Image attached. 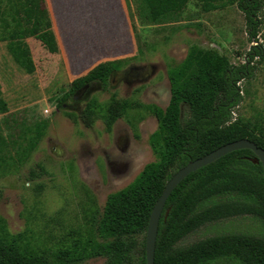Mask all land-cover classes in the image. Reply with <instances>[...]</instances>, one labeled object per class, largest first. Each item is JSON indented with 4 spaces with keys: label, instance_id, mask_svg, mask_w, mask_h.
Returning a JSON list of instances; mask_svg holds the SVG:
<instances>
[{
    "label": "trees",
    "instance_id": "trees-1",
    "mask_svg": "<svg viewBox=\"0 0 264 264\" xmlns=\"http://www.w3.org/2000/svg\"><path fill=\"white\" fill-rule=\"evenodd\" d=\"M141 21H175L190 0H137ZM204 11L233 5L244 14L254 39L261 0H196ZM34 38L51 53L57 40L44 0H0V42L26 73L35 71L30 47ZM138 53L140 51L138 50ZM136 55L97 64L73 79L57 98V107L77 91L96 82L105 90L113 72L122 70ZM264 57L259 45L243 62L232 64L214 49L191 45L182 61L167 69L170 97L163 109L111 93L104 103L86 101L80 118L86 126L102 119L106 131L119 118L135 127L144 112L152 114L157 129L149 142L158 160L146 164L123 188L110 193L102 207L86 189L83 228L54 246L49 236L27 226L11 233L0 217V264H80L104 257V264H146L145 235L152 207L167 181L188 162L234 140L247 138L264 150V127L232 110L242 99L239 83L253 76L254 59ZM8 111L0 87V114ZM71 116V113H68ZM48 120L20 122L15 136H5L0 124V178L23 166L48 126ZM250 149H238L189 173L173 189L161 212L154 249V264H264V170ZM30 177L36 176L30 170ZM250 216L255 232H227L188 244L180 241L200 227L220 220Z\"/></svg>",
    "mask_w": 264,
    "mask_h": 264
},
{
    "label": "rangeland",
    "instance_id": "rangeland-1",
    "mask_svg": "<svg viewBox=\"0 0 264 264\" xmlns=\"http://www.w3.org/2000/svg\"><path fill=\"white\" fill-rule=\"evenodd\" d=\"M46 4L58 53H49L34 38L26 39L35 64L29 74L0 42V87L8 106L0 114L5 136H15L22 121L49 122L27 162L17 173L0 178V217L9 232L29 226L48 235L50 244L57 246L71 230L83 228L86 189L102 209L110 193L158 160L149 142L158 126L152 114L144 112L135 127L119 118L106 131L102 119L86 126L80 118L86 101L95 98L104 103L114 92L120 98L164 109L170 97L167 69L179 64L191 45L214 49L232 64L242 63L254 45L264 53V0L254 39L235 4L204 11L196 0H190L175 21L157 25L141 21L137 0H46ZM133 55L136 59L112 75L105 90L94 82L74 100L57 107V98L73 79L98 62ZM239 86L242 99L232 110L233 118L264 127V57L254 59L253 76ZM30 170L36 176L30 177ZM258 227L250 216L228 218L200 227L180 243L219 233L255 232ZM104 262V257H92L80 264Z\"/></svg>",
    "mask_w": 264,
    "mask_h": 264
},
{
    "label": "water",
    "instance_id": "water-1",
    "mask_svg": "<svg viewBox=\"0 0 264 264\" xmlns=\"http://www.w3.org/2000/svg\"><path fill=\"white\" fill-rule=\"evenodd\" d=\"M86 86L87 85H85L84 88H86ZM82 89L83 88L78 90L76 93L77 94L80 93ZM244 148L250 149L254 152L256 156L255 162L259 161L264 170V150L258 147L253 141L247 138H242V139L234 140L232 142H228L210 151L204 156L188 162L184 167L180 168L172 175V177L167 181L160 196L154 203L149 215V220L145 235L146 264H154L155 240H156L157 228H158L161 212L167 198L169 197L173 189L177 186V184L180 183L189 173L197 170L198 168L215 161L216 159L228 154L231 151L244 149Z\"/></svg>",
    "mask_w": 264,
    "mask_h": 264
},
{
    "label": "crops",
    "instance_id": "crops-1",
    "mask_svg": "<svg viewBox=\"0 0 264 264\" xmlns=\"http://www.w3.org/2000/svg\"><path fill=\"white\" fill-rule=\"evenodd\" d=\"M44 2H45V7H46V9H47V11H48V14H49V16H50V19H51V22H52V18H51V14H50V11H49V9H48V7H47V4H46V0H44ZM52 29H53V31H54V33H55V30H54V26H53V22H52ZM55 36H56V33H55ZM56 40H57V46H58V51H59V43H58V39H57V36H56ZM48 51V50H47ZM58 51L56 52V53H58ZM49 52V51H48ZM49 53H51V52H49ZM56 53H52V54H56ZM124 58V57H123ZM117 59V58H116ZM108 60H113V59H108ZM108 60H105V61H108ZM105 61H101V62H98L97 64H99V63H102V62H105ZM97 64H95L94 66H96ZM94 66H92L91 68H93ZM90 68V69H91ZM89 69V70H90ZM85 74V73H84ZM68 89V88H67Z\"/></svg>",
    "mask_w": 264,
    "mask_h": 264
},
{
    "label": "flooded vegetation",
    "instance_id": "flooded-vegetation-1",
    "mask_svg": "<svg viewBox=\"0 0 264 264\" xmlns=\"http://www.w3.org/2000/svg\"><path fill=\"white\" fill-rule=\"evenodd\" d=\"M115 73H116V72H113V74H112V75H114ZM89 86H90V85H87V86H86V88H84V87H83V89L81 90V92H80V93H82V92L86 91V90L88 89V87H89ZM80 93H79V94H80Z\"/></svg>",
    "mask_w": 264,
    "mask_h": 264
}]
</instances>
